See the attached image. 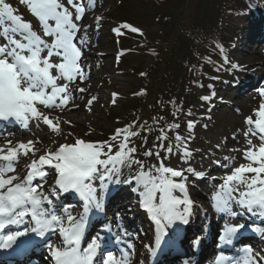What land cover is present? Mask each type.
<instances>
[{"label":"snow or ice","instance_id":"6c2138e0","mask_svg":"<svg viewBox=\"0 0 264 264\" xmlns=\"http://www.w3.org/2000/svg\"><path fill=\"white\" fill-rule=\"evenodd\" d=\"M30 13L39 21L42 35L34 30L30 21H25L7 0H0V122L11 124L15 122L27 129L30 121L43 122L53 132L61 131L59 118L54 120L45 114L44 109L64 110L75 97L73 91L83 92L76 83L86 79L82 66V51L78 43L83 44V37H77L85 7L80 0H67L66 7L62 0H20ZM91 5V0H89ZM100 18L97 17V20ZM123 27V26H122ZM114 32L120 34L119 29ZM51 38L49 42L48 39ZM46 52V55H43ZM55 58H58L56 60ZM235 67V66H234ZM53 69L55 74H53ZM259 94L264 98V88ZM116 94H113L115 97ZM208 100L209 97H201ZM95 100L92 97L89 104ZM115 102V101H113ZM191 115V113H188ZM257 119L246 118L250 126L245 137L250 134L257 136L259 145L247 140L248 147L244 150V158L249 162L235 167L230 174H225L222 183L211 197L212 207L218 214L229 218L242 215L233 210L234 205L247 210L251 215L264 218V103L255 111ZM195 122L189 120L187 128L191 131ZM179 124H169L167 130L161 129L157 139L161 142L169 140L167 131L178 129ZM151 129H149L150 131ZM0 135L13 136L14 132L7 130ZM132 126L117 129L111 137L118 141L117 150L109 142L93 143L76 139L74 143H61L55 150L37 148L36 143L29 139L26 143L19 142L14 146L11 140L0 147V233L8 226L28 224L23 230L7 235L0 234V249H9L17 243L18 238L35 233L45 237L46 233L58 231L62 245L48 243L54 264H129V253L126 248H119L120 258L113 251H107L100 234L94 236L86 247L82 248V240L88 226L94 217L104 214L106 196L113 185H132V191L139 197L140 208L147 213L155 224L156 248L146 245L153 255L161 246L167 230L178 221L183 225L190 222L193 214V201L189 196L188 176L203 178V172H197L192 167L176 170L165 166L161 160L159 166L152 165L145 169V164L134 158L137 152L130 147V138L138 136ZM122 137V139H121ZM176 147L182 151L187 160L191 152L187 150V140L180 134L175 135ZM55 143V141H53ZM163 148V143L160 144ZM219 147V145L217 146ZM166 151L172 153L173 146L169 143ZM43 152V154L38 153ZM26 164V174L9 175L17 172V165L22 157H29ZM154 153L149 150L146 157ZM160 158V152H155ZM167 157H165L166 159ZM216 163L219 164V161ZM138 165V171L123 177L122 170L132 165ZM228 167V165H222ZM54 172V183L45 188L48 178ZM252 174L251 176L246 174ZM179 178V179H176ZM38 181V182H37ZM98 182V184L96 183ZM72 195L82 202V210L73 215V204H64L60 211L57 206L62 196ZM117 229H121L119 213L116 214ZM30 217V220H26ZM112 233L110 222L101 228ZM242 229L264 235V228L239 223L226 225L220 240L227 245L233 243ZM115 235V244L125 243L121 235ZM126 236L127 232L124 231ZM171 241L170 243H174ZM194 244L198 243L193 241ZM28 242H24L21 252L26 251ZM131 247V245H128ZM242 261L235 264H259L264 256L253 254L250 245L243 248ZM99 257V259H97Z\"/></svg>","mask_w":264,"mask_h":264},{"label":"rangeland","instance_id":"374dc122","mask_svg":"<svg viewBox=\"0 0 264 264\" xmlns=\"http://www.w3.org/2000/svg\"><path fill=\"white\" fill-rule=\"evenodd\" d=\"M99 1L103 2V0ZM120 1L121 0H106L103 14L99 17L100 19H91L92 26L89 32L92 35V40H95L96 37L99 38L102 44L108 47L110 52L109 55L106 56L104 53H101L100 55L94 56L93 59L90 58L91 64L88 67V71L91 72V70H93L95 75L90 80V91L93 93V97H95V100H92V102H94L92 110L84 113L85 118H83L81 123L74 122L73 124H67L65 122H59L61 131L51 135L56 142L74 143L76 139H83L86 142L91 141L93 143H98L96 140L100 139L102 137L101 135L106 134V132L113 133L116 132L117 129L124 128L130 116L129 109L125 107L126 101L135 97V94H138L143 89L149 90L152 85L151 80H147L145 73H140L138 68L141 67L140 69L143 71L148 69L153 64V59L150 56L144 55V51L140 52L136 57L132 53H130V55H124L125 52L121 53L119 51L120 44L117 39L118 36H116V32L113 30L119 29L122 26V23L119 21L123 19L124 21L134 24V26L131 25V27L133 29L136 28V30L139 29L143 35L141 36L139 34L138 36L144 38L143 36L146 37L148 32L164 30L165 22L160 20L159 16H165H163V13L161 15L154 13H158L159 10L157 11V9H155L157 7L149 0H127L130 2V7H128L130 12L126 13L129 19L122 18L119 14L125 12L127 5L121 7L122 4H120ZM198 1L199 0H190L189 4L184 2L185 6L183 5V11L185 15L182 19L190 20L195 17V19L199 20L198 13L196 12L197 10L194 9ZM259 1H261L264 7V0ZM7 2L17 9L16 14L21 15L25 21H30L32 23L34 30L40 28L36 18L20 0H7ZM144 2L147 5H144ZM170 7L172 15L175 14L177 8L179 9L178 3L174 4V1L170 2ZM198 10L200 9L198 8ZM101 22L106 25L99 26ZM145 22L148 23L145 24ZM223 24L227 31L231 27V34L229 36L226 34L228 41L223 42L224 47L230 46L231 41L229 37H231L236 25L240 26L241 37L231 46L230 51L224 50L223 53H221L225 57L222 60L223 66L232 68L239 82L234 85L222 82L224 83L222 86L212 89H210L207 84L203 85V83L199 82L191 83L189 87L187 86V91L190 95V98L188 97L190 104L188 113H191V115H188V113L186 115L184 114V117L179 121L180 123L176 124L180 125L179 128L182 133L180 135L185 137L187 142L190 143L187 144V150L191 152V157L185 160L182 151L178 150L176 146H173L172 153L165 151L163 155L160 154L159 159L155 154H153V159H146L148 160L147 168L152 165L158 167L162 160L165 166L172 167L176 170L192 167L197 172H203L205 174L203 178H197L188 173H186V175L188 176L189 194L193 193L195 186L198 188L200 187L202 188L200 194L203 198H206V200H211L212 195L217 190V186L222 183L221 178L225 174H230L235 167L241 164L249 163L244 158V150L248 147L247 140L251 139L253 144L256 145H259L260 141L257 136H252L251 134L245 137L244 133L247 132L250 127H253L246 123V118L251 116L253 120L257 119L255 111L259 109L261 103H264V98L260 96L258 91L260 88H264V40L256 43L246 39L247 35H245V31H243L245 22L242 20H238L237 22L232 21L230 24L223 21ZM139 42V39H133L128 43V47L136 48ZM82 45H87V42ZM244 49H246L249 54L244 52ZM103 51L104 50H101V52ZM246 54L248 56H246ZM241 56L243 58H241ZM140 64L141 66H138ZM243 81H245V83H242ZM113 94H116L115 97ZM99 96L105 97V100H100L101 98H99ZM205 96L209 97V99L202 100L201 97ZM91 99L92 98H90V100ZM189 120L195 122L194 128L191 131L187 128ZM35 126L40 128L38 122L35 123ZM137 129L138 125L133 131H137ZM24 132L25 133L20 135V137H27L28 140L29 137L32 138L27 131ZM8 139H12V137ZM23 140L24 139H20L19 141L22 142ZM111 143L114 145L113 151L115 152L118 147V141H112ZM218 145L219 147H217ZM49 148L55 150L56 146ZM39 154H43V152L38 153V155ZM165 157L167 158L165 159ZM31 158L30 154L29 157H22L17 168L22 167L23 170H26V164L31 162ZM217 161H219L223 169L225 168L224 170L218 168ZM222 165H228V167L226 168ZM125 169L126 167L122 170V178L128 177L124 174ZM10 174L11 173H9V175ZM22 174H24V171L20 175L22 176ZM248 174L249 176L252 175L250 173ZM205 178L212 179V181H207L199 185L201 180ZM53 183L54 172L51 177L48 178V184L45 185V188H48V186ZM134 186L135 184L133 183L132 185H113L112 187H119L118 192H120V196L118 198L119 200L117 199L119 203H123V201L127 200L129 201L126 203L127 214L134 215L135 212L138 211H141L143 214L138 203L139 197L132 191ZM110 189L108 193H110ZM200 194L198 195L200 196ZM71 198L72 200H77V203L75 204L69 201ZM191 199L194 202V208L201 206L203 201L201 197L194 200L192 196ZM134 203V209H131ZM64 204H75L71 212H80L79 209H81V206L78 198L72 195H69L68 199L63 198L61 203L57 206V211H60ZM116 205L118 204L115 203L114 206ZM129 209H131V211H129ZM117 213H119L120 218L123 216L122 212L113 213L116 220ZM143 218L144 217L140 216L134 221V224H136L138 228L134 227L131 232V235L137 240V244H140V237H137L138 234L140 233V236H142V233L146 234L147 232ZM140 222H143V224Z\"/></svg>","mask_w":264,"mask_h":264},{"label":"trees","instance_id":"16d2710c","mask_svg":"<svg viewBox=\"0 0 264 264\" xmlns=\"http://www.w3.org/2000/svg\"><path fill=\"white\" fill-rule=\"evenodd\" d=\"M149 1L160 12L154 13L160 15L163 13L165 16H159L160 20L165 22L164 30L148 32L144 38L130 33L120 38V45L123 48L128 47V43L133 39H140L132 54L136 57L144 51V55L153 59V64L148 69L143 71L141 67L138 68L140 73H145L147 80H151V87L135 94L136 96L127 100L125 104L130 111L127 124L133 126V129L138 125L139 132L138 136L130 138L129 146L137 149L133 156L144 164L147 158L145 152L151 150L153 153L159 151L161 154L165 146L176 142L175 135L180 133V129L167 131L169 137L167 141L161 142L157 137L160 136L161 129L167 130L169 124L179 122L188 111L190 95L187 86L194 81L206 82L207 79L212 80L214 86L221 85L225 80L236 82L237 78L228 73L230 70L221 65L222 60L219 56L223 49L227 50L228 47H224L223 42L227 41V35L231 34L230 30H226L223 21L230 24L232 21L242 20L247 23L258 13L256 0H199L194 8L197 10L195 11L199 20L195 17L188 20L182 19L185 15L183 7L184 2L189 4L190 0ZM172 1L179 5L174 15L171 14ZM120 4L121 7L127 6L122 14L118 11L119 16L129 19L126 13L130 12L128 8L130 2L121 0ZM144 5L147 4L144 2ZM239 29L240 26L236 25L233 30L237 36ZM234 38L235 36L231 35L229 40ZM161 143L164 145L163 148L160 147ZM127 171L128 174H135L138 165H132Z\"/></svg>","mask_w":264,"mask_h":264},{"label":"bare ground","instance_id":"6f19581e","mask_svg":"<svg viewBox=\"0 0 264 264\" xmlns=\"http://www.w3.org/2000/svg\"><path fill=\"white\" fill-rule=\"evenodd\" d=\"M62 2L65 4L66 7H69L71 11H73V16L75 15V10L71 8L70 5H67V0H62ZM80 2L84 5L85 7V12L84 15L81 19V21L76 22L80 26V31L77 33V37H83L84 40H88V45L86 48L80 47L82 51V66L83 70L86 75V79L83 80L82 82L77 78L76 83L78 84L79 88L85 89L83 92L79 91H73V96L75 97L74 104L77 105L78 107H73L72 103L70 102L68 106L64 108L63 111L60 109H44L43 106L40 110H42L45 114L49 115L50 118L56 121L57 118H59V122H65L67 124H73L74 122L81 123L83 121V118H85L84 113H87L88 111L92 110V105L94 102L89 104L90 98L93 97V93L90 91L91 86H90V80L93 78L95 75L93 73V70L87 71L88 67L90 66V58H94V56L100 55L101 53H104L105 56L109 55V50L106 45L102 44V41L99 38H95V40H92L91 34L89 32V29L92 26L91 19L100 17L101 14H103L104 11V5L106 4V0H103V2H100L99 0H94L91 5H89L87 0H80ZM103 3V4H102ZM106 24L99 23V26H105ZM231 31V27L229 28ZM264 33V32H263ZM40 34V32H38ZM237 37L236 33H232V37ZM48 39L49 42L51 41V38H45ZM101 50H104L101 52ZM244 52L248 53L249 52L244 49ZM46 55V52L43 54ZM246 56H248L246 54ZM241 58H243L241 56ZM58 60V58H55ZM53 74H55V70L53 69ZM100 100H105V97H100ZM69 113V114H67ZM37 121H30L29 126L27 128V133L32 136V138L29 137L34 143L39 140V143H36L37 148H49L52 146H56V148L59 146L61 143L65 142H56L52 138L51 135H54V133L47 125L43 124V122H39L38 126L40 128H37L35 126V123ZM13 132L15 135H13L12 144L8 146H14L17 141L18 143L20 142V139H24L22 142H27L28 139L27 137H20V135H23L24 130H20V128H12ZM5 140H10V139H3L0 138V147L5 146L6 144H2L1 142H5ZM55 141V143H53ZM38 155V154H37ZM31 156V154H30ZM218 168L221 170H224L220 164H218ZM216 166V165H215ZM227 168V167H226ZM18 173L20 174L21 171H23L22 167L17 168ZM249 175V174H247ZM51 177V176H50ZM220 178V177H219ZM207 181H212V179L205 178L201 180L200 184L206 183ZM113 188V189H112ZM119 187H111L110 193L107 194V199L105 203V211L104 214L99 215L98 217H94V222H93V230L101 231V228L105 225H108L110 222L111 228H112V233L108 232L107 229L105 228L103 231H101V235L104 239H107L109 242L112 243L110 246L114 247H120L121 245H116L115 244V234L121 235L122 240L126 241L127 239L132 238L131 232L134 229V227H137L136 224H134V221L138 219V217L142 216V212L138 211L135 212L134 215L127 214V204L129 201L127 200L125 203H121L120 205L112 206L113 202H118V198L120 196V192H118ZM202 192V188H198L195 186V190L193 191L190 196H193V199H197L201 197L203 199L202 205L205 207L208 204V199L203 198L200 194ZM200 194V196L198 195ZM198 196V197H197ZM66 197V196H65ZM64 198V196L61 197V200ZM118 199V200H117ZM211 207L208 208V212H204L202 216H199L198 213L199 211H193V214L190 217V222L187 225H183L180 222H176L171 230H174L173 228L179 226H184L183 229V237L181 239L177 238L176 236L173 238L174 239V247L178 250V253H180V256L174 258V260H180L179 258L183 259L182 262H186L188 264H224L225 261H222L220 263H217V261L214 259L216 256L215 254L217 253V248H216V242L218 238L220 237L218 227H221V223L228 221V223L231 221V223L235 222L236 224L239 223H245L246 225H251V224H260L264 226V218H261L256 215H251L247 212V210L240 209L239 207L235 208L233 207V210L236 212H242V215H237L234 218H229L225 216L224 214H218L212 207V203L210 204ZM118 211L122 212L123 216L120 218L119 223H121L122 227L121 229H117L116 225L118 223V220L114 218L113 211ZM127 212V213H126ZM130 213V212H129ZM192 218V220H191ZM142 220V219H141ZM143 224V222H140ZM138 228V227H137ZM248 229H242L241 232L238 234V237H236L237 241H239L243 236H246L247 233H243V231H247ZM126 231L127 235L124 236L123 232ZM141 237V243L136 246V244L130 240L129 244L131 245L132 249L135 252L129 253V264H168V260L170 258H162L161 260L158 258V260H153L150 261L151 258L146 256V253L144 254L142 250H138L137 247H144L143 243L146 242L147 237L142 238ZM248 238H250L254 243H260L257 239H254L252 236L247 235ZM264 235H261L259 240L263 238ZM149 238V237H148ZM198 243L194 244L193 241H197ZM117 247V248H118ZM138 251V254H137ZM264 252V249H263ZM239 253H236V255ZM33 258H38L41 257V253H36L32 254ZM141 260L144 262L141 263ZM43 264V263H41Z\"/></svg>","mask_w":264,"mask_h":264}]
</instances>
